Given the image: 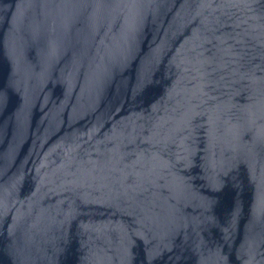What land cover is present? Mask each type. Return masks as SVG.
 <instances>
[{
  "label": "water",
  "instance_id": "obj_1",
  "mask_svg": "<svg viewBox=\"0 0 264 264\" xmlns=\"http://www.w3.org/2000/svg\"><path fill=\"white\" fill-rule=\"evenodd\" d=\"M0 264H264V0H0Z\"/></svg>",
  "mask_w": 264,
  "mask_h": 264
}]
</instances>
